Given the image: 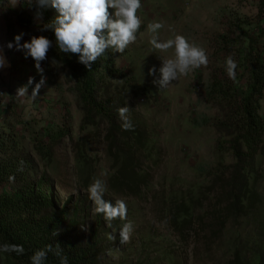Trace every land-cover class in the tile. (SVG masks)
Returning <instances> with one entry per match:
<instances>
[{
    "label": "rangeland",
    "instance_id": "374dc122",
    "mask_svg": "<svg viewBox=\"0 0 264 264\" xmlns=\"http://www.w3.org/2000/svg\"><path fill=\"white\" fill-rule=\"evenodd\" d=\"M256 4L257 0H141L136 40L122 53L109 49L131 92L124 96V104L115 95V105L118 110L128 109L127 120L145 129L152 148V157L140 158L137 165V172H144L145 177L136 183L139 186L134 193L121 188L125 180L117 173L118 168L112 167L102 125L95 131H81V107L65 75L43 61V71L38 73L34 60L16 49L15 35L24 34L21 44L31 36H40L36 32L38 10L22 0L0 2V47L8 62L0 69V133L13 130L24 152H32V134L41 137L44 128L67 131L68 135L54 146L47 171L56 183L57 206L64 208L66 219L78 212V218L85 219L84 230L96 233L102 264H264V166L257 187L260 201L247 215L222 223L227 203L214 191L200 197L192 217L180 228L167 217L171 198L174 204L181 195L198 198V189L208 183L217 166L233 161L230 154L216 149L219 136L212 125L218 120V112L205 102L214 70L209 60L215 52L214 38L229 22L253 17ZM154 21L164 25L156 34L159 40L182 35L202 47L208 57L206 65L179 77L167 89H157L153 84L155 74H148L149 68L160 67V59L174 54L173 49L161 53L149 44L152 34L146 27ZM8 42H13V48L6 47ZM41 75L45 84L35 98L29 96L32 86L29 95H16L17 88L30 77L34 86ZM117 116L122 122L118 111ZM17 120L25 121L28 129H22ZM82 140L86 144L87 172L81 170L77 159L78 141ZM95 179L105 183L104 199L125 202L126 220L116 219L109 227L102 214L95 213L87 193ZM129 221L133 232L121 244L119 229Z\"/></svg>",
    "mask_w": 264,
    "mask_h": 264
},
{
    "label": "trees",
    "instance_id": "16d2710c",
    "mask_svg": "<svg viewBox=\"0 0 264 264\" xmlns=\"http://www.w3.org/2000/svg\"><path fill=\"white\" fill-rule=\"evenodd\" d=\"M5 1L0 0L1 4ZM22 3L37 9L29 0ZM37 10L42 15L36 32L52 41L43 62L61 71L72 84L70 91L82 112L81 131H95L102 125L112 167H117V173L125 180L121 188L136 193V183L145 177L144 172H137V165L140 158L152 157V148L145 129L132 124L131 130L126 131L118 120L113 98L117 95L124 104V96L131 95L127 80L115 67L109 49L90 69L78 62V54L60 52L54 33L42 30L43 24L55 17V9ZM19 25L24 27L23 23ZM213 45L215 52L209 62L214 70L205 102L218 112V120L212 125L219 136L216 149L230 154L233 161L217 166L208 183L198 189V198L181 195L176 204L171 198L173 207L168 208L167 217L178 228L189 221L195 203L206 192L218 191L226 200L222 223L247 215L260 201L257 187L264 166V0H257L253 17L229 22L223 33L214 38ZM229 56L237 66L234 79L225 71V58ZM16 124L28 129L25 121L17 120ZM65 135L67 131L61 128H44L41 137L30 136L32 152H24L13 130L0 133V243L18 244L25 249L23 255L0 254V264H29L32 253L46 246L53 249L46 264H59V257L54 254L57 247L68 264H102L96 233L84 230L85 219L78 218V212L67 220L64 208L57 206L56 183L47 168L53 161L54 146ZM78 145L77 159L81 170L87 172L86 144L82 140Z\"/></svg>",
    "mask_w": 264,
    "mask_h": 264
},
{
    "label": "clouds",
    "instance_id": "9594fccd",
    "mask_svg": "<svg viewBox=\"0 0 264 264\" xmlns=\"http://www.w3.org/2000/svg\"><path fill=\"white\" fill-rule=\"evenodd\" d=\"M30 4H35L37 9L51 7L55 9V17L48 23L43 24L42 30H51L54 33L55 43L60 52L65 55L78 54L77 60L85 68L90 69L98 57L102 56L107 49L115 53H122L136 40V34L141 25V20L137 16V10L141 8V0H29ZM17 3V2H16ZM13 6H15V4ZM109 9L112 11L109 12ZM42 13L36 12V17L40 18ZM164 27L162 22L154 21L147 24L146 30L151 33L149 44L153 49L161 53L173 49L172 58H164L158 69L149 68L148 74L154 75L153 84L157 89H167L172 82L181 76H187L194 69L204 66L208 62V57L202 47H198L182 35H175L167 40L157 38L158 30ZM23 33L13 37V42L17 50H23L25 58L31 57L38 73H42L40 62L45 59L46 52L52 45L45 36H31L29 40L20 43ZM13 42H8L6 47L13 48ZM225 71L230 79L236 75V62L231 56L225 58ZM8 66V62L3 54V47H0V69ZM43 75L33 86V79L30 77L25 85L17 88L16 95H29L35 98L40 89L44 86ZM127 108L118 110L122 120L123 130H131V122L127 120ZM106 191L105 183L101 179L93 180L87 187L88 198L94 205V211L102 214L107 225L111 227L112 221L119 219L126 220L127 206L123 200L117 199L114 203L104 199ZM133 232L132 223L125 222L119 229V240L121 244L126 243ZM57 235V233H56ZM114 239L112 235L109 237ZM25 249L22 245L0 243V254L15 253L23 255ZM51 246L38 249L29 257V264H46L47 255L52 252ZM56 256L59 257V264H68L67 257L61 254L59 247L55 249Z\"/></svg>",
    "mask_w": 264,
    "mask_h": 264
}]
</instances>
